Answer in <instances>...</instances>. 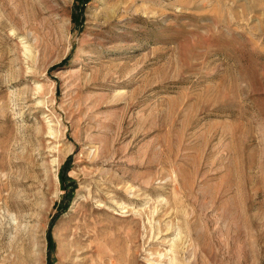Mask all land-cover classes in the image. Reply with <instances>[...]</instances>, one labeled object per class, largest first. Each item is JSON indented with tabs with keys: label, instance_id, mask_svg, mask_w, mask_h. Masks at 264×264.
<instances>
[{
	"label": "rangeland",
	"instance_id": "374dc122",
	"mask_svg": "<svg viewBox=\"0 0 264 264\" xmlns=\"http://www.w3.org/2000/svg\"><path fill=\"white\" fill-rule=\"evenodd\" d=\"M0 264H264V0H0Z\"/></svg>",
	"mask_w": 264,
	"mask_h": 264
}]
</instances>
